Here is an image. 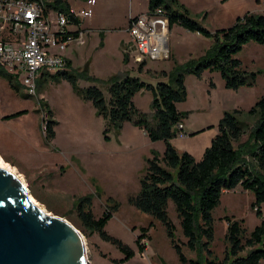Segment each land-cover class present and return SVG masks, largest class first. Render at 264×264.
<instances>
[{"label":"rangeland","instance_id":"obj_1","mask_svg":"<svg viewBox=\"0 0 264 264\" xmlns=\"http://www.w3.org/2000/svg\"><path fill=\"white\" fill-rule=\"evenodd\" d=\"M84 1L69 0L71 11L80 9ZM176 2L210 33L230 27L235 19L246 13L264 16V0ZM146 8V0H95L91 16L81 21L79 38L61 51L49 49L50 54L63 58L66 64L55 70L41 68L37 72L34 95L26 93L20 83L21 76L17 81L11 77L12 87L7 85L6 78L0 76V158L38 207L49 215L62 218L80 233L84 259L88 264H180L164 227L128 203V198L138 192L145 161L153 151L151 143L129 123H124L118 133L109 130L104 138V122L95 115L90 103L78 98L66 80L55 78L57 72L66 73L74 79L78 89L96 87L106 96V83L110 78L128 74L154 85L160 79V72L168 75L176 66L198 60L207 53L210 39L172 25L166 36L168 59L152 61L141 58L136 62L138 55L126 33L128 13L146 12ZM49 14L53 22L55 14L52 11ZM65 29L74 31L76 27L68 24ZM235 58L241 70L256 75L253 86L225 89L219 73L206 70L199 78L184 75L185 99L175 107L185 114L180 122L186 129V136L169 141L179 154L192 146L198 148L200 154L193 158L199 160L215 134L208 126L204 130L197 127L217 123L224 111H247L264 96V45L248 42ZM141 61L144 64L138 72ZM0 72L7 76L15 74L1 68ZM40 103L47 107L56 122L54 137L48 146L43 145L42 136L46 107ZM132 103L151 120L148 91L137 92ZM18 111H24V114L12 121L2 119ZM246 121L251 127L253 120ZM245 138L243 136L242 141ZM83 198L89 199V210L94 219L115 206L103 232L126 246L131 252L129 257L97 234L89 235L80 227L75 210ZM252 203L250 192L235 187L223 192L218 206L211 211L213 237L209 250L218 261L223 258L226 247L224 218L239 222L245 236L264 219V203L257 208L258 216L255 208H251ZM167 217L182 255L187 260H195L196 254L183 245L185 239L171 203L167 206ZM141 235L144 239L139 240V245L143 249L139 250L136 240Z\"/></svg>","mask_w":264,"mask_h":264},{"label":"trees","instance_id":"obj_2","mask_svg":"<svg viewBox=\"0 0 264 264\" xmlns=\"http://www.w3.org/2000/svg\"><path fill=\"white\" fill-rule=\"evenodd\" d=\"M146 3V13L160 10L167 21L168 29L175 25L210 39L211 46L207 53L198 60L176 66L168 75L160 72V79L154 85L143 83L128 74L110 78L106 83V96L96 87L78 89L74 79L66 73L57 72L55 78L66 80L78 98L90 103L95 115L104 122V138L109 130L118 133L124 123H129L142 131L149 142L163 144L161 154L151 151L150 158L146 159L138 192L128 198V203L164 227L165 235L180 264L264 262V219L245 236L239 222L224 218L227 226L223 258L218 261L209 250L213 237L211 211L218 206L223 192L235 187L250 192L253 196L251 208H255L256 216L257 208L264 203V96L259 97L247 111L235 109L222 112L215 126L216 133L199 160L186 152L177 153L169 143L175 137V125L185 117L175 107V104L185 99L184 75L192 74L199 78L202 71L217 72L224 88L229 90L254 85L256 75L241 70L235 56L248 42L264 45V16L246 13L235 19L230 27L210 33L190 18L176 0H146ZM44 6L45 11L66 16L70 13L68 0H47ZM76 34L77 32L71 35L76 37ZM123 61L126 62L125 56ZM143 64L141 61L138 72ZM0 76L6 78L7 85L12 87L10 76L3 72H0ZM140 90L148 91L151 95V120L133 106L132 97ZM42 103L40 105L46 107ZM45 113L42 136L43 145L48 146L54 137L56 122L52 120L47 107ZM20 114L15 113L5 119ZM243 117L245 120H242ZM247 119L253 120L251 127ZM243 136L246 138L241 141ZM168 203L173 206L182 237L185 239L183 245L188 251L194 252L198 260L197 257L195 260H187L182 255L173 236V226L167 217ZM89 205V199L83 198L76 207L75 214L80 227L89 235L97 234L100 239L109 242L129 257L131 252L126 246L103 232L115 206L100 218L94 219ZM141 239H144L142 235L136 240L139 250L143 249L139 245Z\"/></svg>","mask_w":264,"mask_h":264},{"label":"built area","instance_id":"obj_3","mask_svg":"<svg viewBox=\"0 0 264 264\" xmlns=\"http://www.w3.org/2000/svg\"><path fill=\"white\" fill-rule=\"evenodd\" d=\"M44 0H0V68L21 76V85L28 95L35 94V80L41 69H61L64 59L49 53L50 48L61 51L80 36L69 35L65 26L70 22L84 20L91 16L95 0H85L77 11L66 16L53 12L50 21L45 11ZM166 19L160 10L141 13L127 20L128 34L133 50L138 57L152 61L168 59ZM174 136L183 139L181 122L174 127Z\"/></svg>","mask_w":264,"mask_h":264},{"label":"water","instance_id":"obj_4","mask_svg":"<svg viewBox=\"0 0 264 264\" xmlns=\"http://www.w3.org/2000/svg\"><path fill=\"white\" fill-rule=\"evenodd\" d=\"M0 264H88L80 233L33 206L16 176L1 169Z\"/></svg>","mask_w":264,"mask_h":264},{"label":"crops","instance_id":"obj_5","mask_svg":"<svg viewBox=\"0 0 264 264\" xmlns=\"http://www.w3.org/2000/svg\"><path fill=\"white\" fill-rule=\"evenodd\" d=\"M68 5H69V8H70V10H71V5H70V3H69V0H68ZM143 12H145V11H143ZM143 12H137V13H132V12H130V13H128V19L129 18H131V17H134V16H136V15H139V14H141V13H143ZM81 21L82 20H78V21H76L77 23H75V21L74 22H70L69 24H71V25H74L75 27H76V29L74 30V31H68V30H66V32L69 34V35H71V34H73V33H75V32H77L78 30H80L79 28H80V25H81ZM80 32V31H79ZM72 36V35H71ZM65 61V60H64ZM11 77H15V80L17 81V78H18V76L17 75H15V74H12L11 76H10V78ZM15 113H21L19 116H17V117H14V118H11V119H5V117H7V116H9V115H12V114H15ZM24 114V111H18V112H14V113H11V114H9V115H5V116H3L2 117V119L3 120H5V121H12L13 119H17V118H19V117H21L22 115ZM123 126H124V124H123ZM123 126H122V128H123ZM212 128V130H213V134H215L216 133V128H215V126H216V123H213V124H207V123H205L204 124V126L203 127H197V128H200L199 130H204L205 128ZM121 128V129H122ZM182 128H183V132H185L186 131V129H185V127H184V125H182ZM140 131V130H139ZM142 134H143V132L142 131H140ZM144 135V134H143ZM186 135V134H185ZM147 139V138H146ZM242 141V140H241ZM149 143H151V149L153 150V151H155L156 153H158V154H161L162 153V151H163V144L161 143V142H149ZM154 145H156V148L155 147H153ZM193 150V151H192ZM176 151V150H175ZM184 151L186 152V153H188V154H190L192 157H194V156H197V155H195V154H200L199 153V151H198V148L197 149H194L192 146H188L186 149H184ZM177 153H178V151H176Z\"/></svg>","mask_w":264,"mask_h":264},{"label":"bare ground","instance_id":"obj_6","mask_svg":"<svg viewBox=\"0 0 264 264\" xmlns=\"http://www.w3.org/2000/svg\"><path fill=\"white\" fill-rule=\"evenodd\" d=\"M0 169L1 170H3V171H5V172H8V173H10V174H13L14 175V173H11V170L8 168V166L5 164V162L0 158ZM15 176V175H14ZM19 181V180H18ZM20 183H21V181H19ZM22 184V183H21ZM22 186H23V184H22ZM24 187V186H23ZM26 191V190H25ZM27 193V192H26ZM28 195V194H27ZM28 198H29V200H30V202H31V204L33 205V206H35L36 208H38L40 211H43L40 207H38L37 206V203L28 195ZM44 213H46L45 211H43ZM46 214H48V213H46ZM49 215V214H48Z\"/></svg>","mask_w":264,"mask_h":264}]
</instances>
